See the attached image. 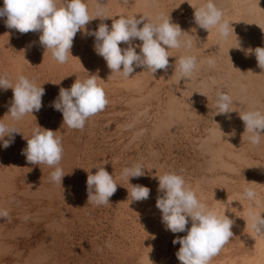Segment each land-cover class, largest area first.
Returning a JSON list of instances; mask_svg holds the SVG:
<instances>
[{
    "label": "rangeland",
    "instance_id": "1",
    "mask_svg": "<svg viewBox=\"0 0 264 264\" xmlns=\"http://www.w3.org/2000/svg\"><path fill=\"white\" fill-rule=\"evenodd\" d=\"M3 5L4 0H0V7H3ZM0 25V35L3 37V33L8 28L2 18H0ZM78 34L79 36H77ZM77 35L74 38L75 44H73L76 46L75 48H80L76 52L75 57L79 58L78 61L84 68L81 65L79 69L74 70L71 80L62 86L64 88H70L76 79L84 80L88 77V72L90 74H100L101 71L103 75L105 73L104 68L107 66L105 65V60L101 62L102 60L100 61L96 55H93L96 53L92 52V37L85 36L83 38L84 35L80 34V32ZM0 39V73L1 71L4 73L7 71L5 68L2 69L6 52H10L13 55V51L9 43L4 42L1 37ZM38 44L39 42L36 39L32 47L38 49ZM232 46H234L232 50L237 52L239 46L236 43ZM81 47H84L83 51L79 52ZM206 50L209 53L207 48H203L202 53L204 54ZM30 65H35V63L33 62ZM40 69L41 67L36 65L29 76L37 84H43L45 95L42 97L43 106L41 110L33 113L34 116L32 115L31 123L28 124V135L29 137L31 136L32 129L36 127V123L45 129L59 130L57 135L62 136L64 148L60 166L68 175L64 176L61 187L50 181V173L54 170L53 168L46 167V165L24 164L27 167V173L31 171L33 174L29 176V179L32 180L31 183H35V180L41 181V184L50 187L49 189L54 191L52 194L58 200L54 201V208L51 209L46 205L42 208L37 205L39 201H47L46 196L44 197L43 195L38 196L40 198L34 201L32 205H27V207H31L34 219L37 221V218H40L39 224L36 222V226L39 229L34 228L35 231L31 239H26L25 243H17V245L20 244V251L16 248L19 253L18 259L14 253L9 252L7 256L2 257L4 260L3 264H13L15 260L19 259L25 261L26 258L29 264H139L143 254L149 257L151 264H180L175 255L180 245H174L172 241L177 236L183 237L187 233L173 234L166 230L162 224L161 213L155 206L158 195V180L152 178L151 164H161L165 166L167 171H175L182 174L187 184L193 189L198 183L197 180L203 177L196 163L197 161L199 164L204 162V156L198 155V147L206 142L205 140L210 135L211 127H213L209 114L203 112L202 115H188L184 123L178 124L177 134L170 141L167 139L172 135L169 136L167 134V139L151 136L149 134L150 128L153 125V121L157 118L159 106L163 101L165 103L168 98L165 93L166 84L161 87L163 90H161V94L159 93V99L138 100V106L134 108L130 102V94L138 95L139 93L131 91L125 95L127 92L126 88L121 84H124L126 78L118 74L110 76L111 73L108 75L106 73L105 75L107 77L110 76L114 85L119 84L117 85L119 90H113L112 92L105 90L109 101L108 105L102 112L90 118L82 131L68 130L66 125L61 127L63 121L62 113L50 106L58 97L59 89L55 90V84L53 85V81L50 78L51 75L47 69L42 74H39L37 71ZM138 69L140 68H137L136 71ZM180 98L186 104L192 102L191 95H183ZM205 100L211 103L210 106L213 104L211 99L206 98ZM244 102L250 104L249 95ZM132 110L134 111L132 112ZM136 110H140V113H137ZM136 114H138L137 119L133 120V116ZM130 121L131 125H129ZM145 128H147V132ZM138 130L139 132L141 131L139 135ZM219 140L213 141V144L220 143ZM230 149L237 152L238 158L240 157L241 153L238 147L231 146ZM113 157L114 159H111ZM24 158L26 159L25 156ZM228 158L232 159L233 163H236L238 170L231 171L222 167L215 172L209 184L204 183L202 180L199 185L203 188V193H196L199 200L213 203L217 195L218 198L228 194L234 195V192L238 193L244 188V184H247V186L253 184L255 188L258 185V183L255 184L256 181L264 182V142H261L258 147L244 146V161L242 162L237 160L235 156ZM137 162L143 164L146 175L140 178H132L130 183L147 186L151 191L147 200L130 203L127 189L130 192L131 185L121 176V173L123 168L131 167ZM104 163H106L104 165L105 169L109 174L113 175L116 183L120 186L118 185L117 191L110 198V204L99 207L91 203L86 204L88 199L86 188L88 173L85 170H91L94 174L96 171L94 167ZM246 177L247 179H245ZM22 179L23 175L19 174L17 181ZM258 191L264 192L263 187H260ZM242 198L243 196H237L238 209H240V206L246 209L248 204H251L252 208L261 206L258 203L260 202L259 198L252 203ZM235 213L237 212L235 211ZM46 214H49V216L46 217ZM22 220L27 219L22 218ZM16 223V221L14 223L9 222L7 227L14 229L17 226ZM42 226H46L45 228L52 227L44 231ZM187 227H191V222H189ZM231 230L233 235L238 231L234 225ZM153 235L155 239L152 238ZM27 236L28 234L26 235L25 233L18 237L19 240H22V238ZM11 239H9V242H12L10 245H16L14 244L16 241ZM229 243L223 246L220 253L211 262H217V260L225 261L226 254H229L228 252H231L234 248L228 246ZM98 249H102V251ZM31 255L35 256L32 259L28 258Z\"/></svg>",
    "mask_w": 264,
    "mask_h": 264
},
{
    "label": "clouds",
    "instance_id": "2",
    "mask_svg": "<svg viewBox=\"0 0 264 264\" xmlns=\"http://www.w3.org/2000/svg\"><path fill=\"white\" fill-rule=\"evenodd\" d=\"M193 9L195 24L207 32L215 29L218 42L227 40L234 33L232 23L224 18L225 10L218 6L217 0H203L199 7ZM0 18L4 19L8 29L16 30L20 34L39 33V44L60 64L66 63L68 57L72 56L71 48L78 32L94 37L93 50L105 60L110 76L118 74L126 79L133 77L137 68L148 71L153 76L159 70L167 72L171 66L169 58L172 57L169 50L192 49L197 46L195 40H199L196 35L193 38L179 24L173 23L170 15L161 16L155 22L145 16L109 17L101 0H97L96 11L93 14H90L84 0H4L3 7H0ZM97 18L101 21L98 28L89 30L86 25ZM106 19H112L111 27L104 22ZM136 41L140 43L137 44ZM122 44L126 47L122 48ZM249 54L255 55L257 66L262 70L261 73H264V47L249 48L245 55ZM209 63L212 64L214 61L210 60ZM198 67L195 55H181L175 58L174 71L181 80H190L198 71ZM85 71L88 72L86 69ZM98 80H102L98 74L89 73L84 80L76 79L70 88L59 89L58 97L50 106L62 113L61 127L66 125L69 129L82 131L90 118L106 108L109 101ZM42 85H38L34 79L23 74H19L13 83L7 73H0V90L11 89L13 92L6 115L13 121H20L28 114L39 112L43 106L42 97L45 95ZM234 103L233 97L225 89H218L214 97L212 117L224 115L231 119L230 114L235 111ZM239 118L244 124V133H247L248 141L252 146L258 147L264 139V112L253 108L240 112ZM58 131L45 129L36 123L29 138L14 125L6 124L0 119V144L7 149L14 143L15 135L22 134L27 144L21 154L26 157V161L32 165L53 168L50 181L62 187L63 178L67 174L60 166L64 148L62 136L57 135ZM234 134L233 132L229 135ZM105 164L94 167L96 169L94 174L91 170L84 169L88 173L86 204L91 203L97 207L108 205L110 198L117 191L119 184L105 169ZM145 175V169L140 162L123 168L121 176L131 185L130 192L127 189L130 203L142 202L149 198L150 188L130 183L132 178ZM152 178L158 180L155 206L161 213V222L165 229L173 234L187 233L183 237L177 236L172 241L174 245H180L175 253L180 264H210L233 237L231 229L234 220L226 215L230 203L224 202V212L218 215L199 200L182 174L166 171ZM256 195L253 188H245L242 192L243 198L249 202H254ZM8 215L7 210H0V218ZM249 219L253 231L264 236L262 213L251 211ZM189 222L190 228L187 227ZM152 238L155 239V236Z\"/></svg>",
    "mask_w": 264,
    "mask_h": 264
},
{
    "label": "bare ground",
    "instance_id": "3",
    "mask_svg": "<svg viewBox=\"0 0 264 264\" xmlns=\"http://www.w3.org/2000/svg\"><path fill=\"white\" fill-rule=\"evenodd\" d=\"M84 2L88 5L90 14H93L96 11L97 0H84ZM202 2L203 0H127L125 3V0H101L106 15L109 17L137 16V18H139V16H145L155 22L161 16L170 15L173 23L179 24L180 27L184 31L189 32L193 38H195V35L198 37L199 40H195L197 46L192 49L169 50V54L172 57L169 58L171 66L168 68L167 72L159 70L153 76L148 71L138 69L133 74V77L127 78L125 82L122 81L124 84L121 85H124L126 88L127 92L125 95H127V93L129 94L131 91L140 94H130V102L133 104L134 108H137L138 100L149 101L152 98H158L162 92L161 90H163L161 87L165 86L163 84H166L165 93L168 95V98L165 103L163 101L159 106L157 118L153 121V125L150 128L149 134L151 136L167 139V134L169 136L172 135L167 139L170 141V139L177 134L176 129L178 124L184 123L188 115H202L203 112L209 114L213 122V127H211L210 135L205 140L206 142L204 141L205 143H202L200 147L197 146L199 148L198 155L204 156L203 164H199L198 161L196 163L203 175L201 179L197 180V185L193 187V190L199 194L203 193V188L199 185L200 182L203 180L204 183L209 184L218 169L223 167V169L226 168L231 171L238 170L235 165L236 163H233L232 159L228 157L235 156L237 160L242 162L244 161V146L255 147L248 141L247 133H244V124L239 118V113L253 108H257L264 112V73H261L262 70L257 66V60L254 54L245 55L246 50L249 48L255 49L256 47H264V0H217L218 6L223 7L225 10L224 18L232 23L234 29V33L227 40L222 42H218L219 38L215 29L207 32L206 30L200 29L195 24L193 7H199ZM100 22L98 18L94 19L86 25V27L89 30H96ZM104 22L111 27L112 19H106ZM77 36H79V34ZM0 37L12 47L13 55L10 52H6V57L4 58L6 64L4 62V64L2 63V69L5 68L7 70L5 72L13 83L19 74H23L29 78L34 67L38 65L41 69L37 72L42 74V72L47 69L48 73L51 75L50 78L53 81V85L55 84V90H58L66 84V82L68 83L71 80L74 70L81 67V64L75 57L76 52L80 48H75V41L71 48L73 57L70 55L66 63L60 64L53 60L51 53L48 51L45 52V49L40 44H38V49L32 47L36 39L39 42V33L29 32L27 34H20L16 30L8 29L3 33V37L2 35H0ZM84 37L85 35L83 38ZM92 42H94V37H92L91 41L93 52ZM135 43L139 44L140 41H136ZM234 43L238 46L240 45L237 52H235L236 50H232L234 47L232 45H234ZM121 47H126V45L124 46L122 44ZM83 48L84 47H81L79 52L83 51ZM203 48L209 49V53L208 50H206L203 54ZM137 51H139V49H137ZM201 53L202 55H200ZM39 55H41L40 58ZM93 55H96V57L103 62L104 59L102 57L97 54ZM181 55H195L198 60V71L187 81L181 80L174 71L175 58ZM245 57H247V59H245ZM210 60H213L214 63L210 64ZM30 61H33L35 65H30L33 64V62ZM104 72L103 75L101 71L100 74H98L99 78L102 79L98 80V84L104 90L107 89L111 92L113 90H119L117 87L119 84L114 85L110 76L107 77L105 75L106 73L107 75L110 73L107 66L104 68ZM216 85L217 87H215ZM221 88L225 89L235 101L233 105L235 111L230 114L231 119H227L224 115L212 117L214 97L217 90ZM199 93H203L205 96ZM187 94L192 96V102L188 104L184 103V100L180 98ZM248 95L250 96V104L244 102ZM12 97L13 92L11 89L7 91L0 90V119H3L6 124L14 125L25 137H29L28 124H30L32 120L31 114L26 115L20 121H13L6 115ZM206 98L213 101L211 106V103L205 100ZM133 111L134 110H132V112ZM136 111L140 113V110ZM137 115L138 114L133 116V120L137 119ZM129 125H131V121ZM145 129L147 132V128ZM233 132L235 133L234 135H229ZM22 134H16L14 143L7 149L3 148L2 144H0V210H7L9 213L7 217L0 218V264L4 262L2 257L7 256L9 252L14 253L18 259L20 244L17 245V243H25L26 239H31L35 229H39L36 225L40 218L38 217L36 221L32 214L31 207H27V205H32L34 201L40 198L38 196L43 195L44 197L46 196L47 201H39L37 205L39 208L45 207L46 205L51 209L54 208V201L58 200L55 195L52 194L54 191L50 190V187L41 184V181L38 182L35 180V183H31L32 180L29 179V176L33 174L31 171L27 173L28 170L24 164L27 163L26 165H28V162L24 158V155L21 154L22 149H24L27 144ZM5 139H7V137H5ZM218 139H220V143L213 144V141ZM262 142H264V139H262ZM231 146L239 148V152L241 153L239 158L237 156L238 153L230 149ZM111 159H114V157ZM151 165L153 176H159L167 171L165 166L161 164L153 163ZM19 174L23 175V179L17 181ZM217 179L219 178L217 177ZM245 179H247V177ZM257 183L258 185L255 188L253 184H249L248 186L244 184V188L238 193L234 192V195L228 194L227 196L218 198L216 194L217 198L213 203L200 200L208 209L216 212L218 215L224 212V202L228 201L231 206L228 208V211H226V215L234 220V226L240 231L238 232L236 230L237 232H235L233 237L229 240L230 243L228 246L234 248L231 252H228L229 254H226L225 261L217 260V262H210V264H264V236L257 235L256 232L253 231L249 219V213L251 211L262 213V216H264V192L258 191L260 187H263L264 191V182L256 181L255 184ZM245 188H253L255 190L257 194L256 199L259 198L261 202H258L261 205L260 207L252 208L251 204H248L246 209L241 208V206L240 209H238L237 196L242 197V192ZM235 211L237 213H235ZM232 215L234 216L231 217ZM45 216L48 217L49 214ZM22 218L27 220H22ZM15 221L17 222L16 228L12 229L7 227L9 222L14 223ZM45 227L42 229L47 231L49 227ZM25 233L26 235L28 234V236L19 240L18 236ZM9 239L12 241L15 240L16 242L14 244L16 245H10L12 242H9ZM16 248L18 251H16ZM34 256L35 255H31L28 258L32 259ZM20 260L21 259L15 260L13 264H29V262L27 263V258L25 261ZM139 264H151V261L148 256L143 254Z\"/></svg>",
    "mask_w": 264,
    "mask_h": 264
}]
</instances>
